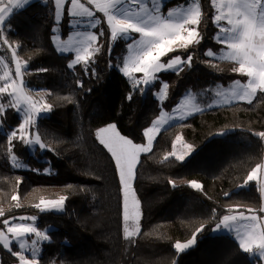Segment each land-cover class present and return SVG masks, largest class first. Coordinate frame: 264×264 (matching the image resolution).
Instances as JSON below:
<instances>
[{
    "label": "trees",
    "instance_id": "1",
    "mask_svg": "<svg viewBox=\"0 0 264 264\" xmlns=\"http://www.w3.org/2000/svg\"><path fill=\"white\" fill-rule=\"evenodd\" d=\"M188 2L172 0L167 7ZM201 5L204 17L199 31L204 39L189 49L194 53L191 67L168 77L169 93L162 106L168 112L188 91L198 94L240 78L231 71L234 65L230 62L211 61L216 67L204 63L209 60L204 52L212 49L218 53L222 45L213 39L217 28L210 0H201ZM53 26L52 0L31 3L16 12L7 25L9 42L13 47L19 45L17 53L28 62L27 86L46 89L53 105L52 115L40 118L37 124L43 143L50 149L44 155L47 161L31 157L19 140L12 142L13 150L32 169L42 172L49 167L51 174L29 178L13 169L7 155V135L0 132V206L7 208L0 217V229L4 219L21 215H37L40 229L53 227L40 264H255V258L243 253L232 235H212V231L220 217L229 214V208L258 210L262 206L256 182L242 185L248 173L264 161V140L254 135L264 131V94L258 93L252 104L239 102L204 111L159 134L152 151L142 155L137 166L134 189L141 201V233L130 242L122 234L123 196L115 164L95 132L115 124L122 135L145 143L143 131L161 109L154 96L156 88L133 90L110 66L107 35L89 73L85 74L82 65L72 72L67 68L72 55L56 52L51 42ZM61 26L66 37L70 29L66 14ZM102 26L107 31L106 24ZM113 47L120 58L125 54L124 41ZM0 51L6 58L11 52L3 45ZM187 54L177 51L169 57L186 58ZM91 69H95L94 76ZM78 80L83 81V88L77 86ZM130 93L131 100L127 99ZM4 120L14 127L21 123L19 115L9 109ZM177 135L192 145L194 152L185 161L172 157L165 161ZM189 181L200 183L202 191L191 188ZM61 195L67 197L62 214L42 213L33 206L41 198L58 199ZM13 196L19 198V208ZM201 225L204 228L196 234V246L176 253L174 243L186 242ZM0 257L3 264L17 261L2 247Z\"/></svg>",
    "mask_w": 264,
    "mask_h": 264
},
{
    "label": "snow or ice",
    "instance_id": "2",
    "mask_svg": "<svg viewBox=\"0 0 264 264\" xmlns=\"http://www.w3.org/2000/svg\"><path fill=\"white\" fill-rule=\"evenodd\" d=\"M47 2L48 0H45V3ZM52 2L54 26L51 29L53 33L51 42L58 53H74V58L67 64V68L74 69L82 65L85 74H88L89 65L95 63L96 55L103 48L101 42L107 35L109 54L117 41L125 42L126 54L122 55L117 67L128 78L132 89L140 92L153 86L160 79L158 74L161 72L171 71L179 74L185 67L190 68L194 53L189 49L200 45L204 39L199 31L204 17L201 0H191L187 6L178 5L169 9L166 14L162 11L163 0H52ZM29 3L30 0H0V45L11 50L12 62L15 64L13 76L9 66L0 58V65L4 68L0 74V118L8 108L22 113L19 128L7 135L9 144L7 155L12 166L16 168L26 165L19 162L13 153L12 141L18 139L29 147L38 145L40 149L47 148L48 146L41 142V136L36 132H30V129L35 128L36 120L41 114L50 112L53 107L46 102L44 96L38 99L33 97L34 90L30 89L24 80V76L29 74L28 62L18 57L19 45L13 47L6 35L11 18ZM210 3L214 9L212 22L217 28L213 39L222 47L218 53L212 49L206 50L204 56L210 59L204 63L209 67H216L211 63V58L227 61L234 65L231 68L233 73L247 77L246 83L236 80L233 82L234 86L228 89H216L215 95L220 99L214 103L220 105L244 101L252 104L258 93L264 94V0H210ZM97 13H102L103 16H97ZM65 14L69 17L70 29H76L77 25L83 24L88 30L73 31L66 40H62L57 26ZM103 24H106L107 31ZM97 29L98 31H93ZM177 51L188 53L187 57L183 55L169 57V54ZM164 57L169 58L165 61ZM91 74L93 76L96 74L95 69H91ZM76 83L79 88H83L82 80ZM168 88L167 83L161 86L157 93L160 100L167 97ZM127 99H132L131 93ZM195 101L196 97L190 93L173 108L172 113L164 111L161 107L159 116L143 131L146 143L133 142L122 135L115 124H108L95 132L99 144L107 150L114 161L119 177L123 196L122 234L127 241L134 242L141 233V201L133 187L140 156L152 151L153 143L165 125L174 126L173 122L186 120L203 111L204 109ZM208 107H212V104ZM254 135L264 140V131L256 132ZM178 143L186 149L182 154H177ZM192 148V145L183 143L181 135H177L172 144V151L164 156V160L175 157L177 161H183ZM261 169H264V164H257L248 173L242 187L249 182H256L261 199L264 200V178L259 175ZM169 183L173 187L176 186L172 181ZM188 184L191 188L202 191L200 183L189 181ZM229 195L225 193V196ZM12 199L15 201L18 197L13 196ZM66 199L67 197L63 195L58 199L41 198L40 202L33 206L42 213L63 210ZM20 206L19 203L15 205L16 208ZM228 213L220 217L214 231L227 230L234 233L239 249L255 258V264H264V215L258 214L264 213V206L258 210L247 208L235 211L229 208ZM4 216L5 212L0 208V217ZM36 220V216H19L3 220L0 247L16 258L18 264H40L38 258L40 244L50 241L48 230H40L34 223ZM203 228L201 225L186 242L176 241L173 245L176 253H183L192 247L196 242V234L203 231ZM31 236L35 238L29 241L27 238ZM14 244L18 250H13ZM26 253H30V257Z\"/></svg>",
    "mask_w": 264,
    "mask_h": 264
},
{
    "label": "rangeland",
    "instance_id": "3",
    "mask_svg": "<svg viewBox=\"0 0 264 264\" xmlns=\"http://www.w3.org/2000/svg\"><path fill=\"white\" fill-rule=\"evenodd\" d=\"M170 1H172V0H163L162 11H163L165 14H166V12H167L169 9H171V8H173V7H176V6L167 7V3L170 2ZM190 2H191V0H189V2H188L187 4H184V6H187ZM201 8H202V5H201ZM97 16L102 17L103 14H99V13H97ZM61 23H62V21H61ZM61 23H60V25H58L57 27H59V29H60V34H61V39H62V40H66V39L68 38V35H70L71 32H73V31H77V30H78V31H87V30H88L87 27H86L85 25H83V24H81V25H77V28H76V29H69V33L66 35V37H64V36H63V31H62ZM93 31H97V30H93ZM121 41H122V40H121ZM115 44H116V43H115ZM115 44H114V45H115ZM0 47H1V45H0ZM225 50H226V49H225ZM10 51H11V50H10ZM10 54H11V52L7 54V57H8V58H6V56L2 55V53H1V51H0V58H3L4 63L7 64V65L9 66V69L12 71V74H13V76H14L15 64L12 62V56H11V61H10ZM60 54H61V53H60ZM70 54L72 55V59H73V58H74V53H67V54H63V55H70ZM125 54H126V50H125ZM17 55H18V57H19L22 61H24V60L19 56L18 53H17ZM208 59H210V58H208ZM120 61H121V58H120V56L117 54V50L113 47V48H112V52H111L110 66H111L112 68L116 69L117 71H119V67H117V65L120 64ZM211 61H213V62H219L220 60H218V59H216V58H211ZM78 66H80V65H78ZM78 66H76V67H78ZM92 66H93V64L89 65V68H92ZM76 67H75L74 69H70V70L73 72V71L76 69ZM3 71H4L3 65H0V74H2ZM119 72H120V71H119ZM120 73L123 75L122 72H120ZM172 74H174V72H171V71H165V72H161V73H159L158 75H159L160 79H159V80H158L153 86L144 89V92H146L149 88H156L155 91H154V96H155L156 100L159 102L160 107L163 106V104H164V102H165V100H166L167 97H166L164 100H160L159 97H158V95H157V93L159 92L161 86H162L164 83H167L168 86H169V80H168V77H169L170 75H172ZM136 75H137V76H142V74H136ZM123 76H124V75H123ZM238 76H239L240 78L237 79V80H240L241 83H246V82H247V77H245V76H241V75H239V74H238ZM124 77H125V76H124ZM125 78L128 80L127 77H125ZM24 80H25V76H24ZM128 81H129V80H128ZM235 81H236V80H235ZM129 83H130V81H129ZM130 85H131V83H130ZM232 86H234L233 82L230 83V84L227 85V86L219 84V85H216V86H213V87H209L208 89H206V90H204V91H202L201 93H198V94H197V93H194V92H192V91H188L187 93L184 94V96L181 98V100L179 101V103L183 100L184 97H186L187 95H189V94L191 93L192 95H194V96L196 97V101H195V102L198 103V104L200 105V107L204 109L203 111L194 114V115H197V114H199V113H202V112L207 111V110H210V109H215V108L225 107V106L233 105V104H236V103H239V102H244V101H232V102L229 103V104H220V105H217L216 103H214L216 100L220 99V98L216 97V95H215V90H216V89H228V88H230V87H232ZM29 88L34 90L33 93H32V95H33L34 98H37V99H38L40 96H44L46 102L49 103V102H48V91H47L46 89H43V88H31V87H29ZM168 93H169V88H168ZM167 96H168V94H167ZM5 100H7V97H5ZM179 103H178V104H179ZM245 103H246V102H245ZM178 104H177V105H178ZM209 104H212V107H208ZM177 105H176V106H177ZM176 106H175V107H176ZM8 109H9L11 112L17 113L15 109H12V108H8ZM8 109L5 110L4 114L6 113V111H7ZM163 110L166 111L164 108H163ZM160 111H161V109H160ZM166 112H168V111H166ZM52 113H53V109H52L50 112H47V113H43V114H41V115L37 118V120H36V126H35V128H34V129H30V132H36V133H38V134L40 135V133H39L38 130H37V124H38V122H39V119H40V118H49V117L52 115ZM169 113H172V111H170ZM17 114L19 115V117H20V119H21V123H22V113H17ZM194 115H192V116H194ZM192 116L188 117L187 119L191 118ZM187 119H186V120H187ZM183 121H185V120H183ZM183 121H175V122H173V123H174V124H177V123H180V122H183ZM168 127H170V126H169V125H165V127H164L163 129H161L160 133L163 132V131H164L165 129H167ZM18 128H19V126H18V127H14V126H12V125L6 123L5 120H4V115H3L2 118H0V132H1V133L8 135L11 131H15V130H17ZM117 130H118V129H117ZM118 131H119V130H118ZM160 133H159V134H160ZM159 134L157 135V137L159 136ZM157 137H156V139H157ZM30 138H31V137H30ZM130 139H131V138H130ZM14 140H18V139H14ZM14 140H13V141H14ZM13 141H12V142H13ZM155 141H156V140H155ZM155 141H154V143H155ZM41 142L43 143L42 139H41ZM133 142H134V141H133ZM145 143H146V141H145ZM154 143H153V146H154ZM183 143H185V142L183 141ZM26 148H27L28 153H29V155H30L31 157H34V158H36V159L39 160V161H47L46 158L44 157V155H45V153H47L48 151H50V149H49L48 147L45 148V149H40L38 145H32L31 147L26 146ZM152 148H153V147H152ZM176 150H177V154H182L184 151H186V149H183L182 144H180V143H178V144L176 145ZM12 151H13V153L16 155L18 161L21 162L22 164L26 165V167L16 168V167L12 166V163H11V160H10V165H11V167H12L13 169L25 173L26 176L29 177V178H35V177H37V176H39V175H44V176H46V175H50V174H51V170H50L49 167H48L46 170L42 171V172H41V171H35L36 169H32V168H31V167H30V166L24 161L23 158L19 157V156L14 152V150H13V146H12ZM193 152H194V149L192 148V150L189 152V154L185 157V159H184L183 161L187 160V159L193 154ZM142 155H144V154H141V156H142ZM141 156H140V158H141ZM169 158H171V157H169ZM172 158H175V157H172ZM134 182H135V180L133 181V187H134ZM45 200H48V199H45ZM17 202L20 203L19 198H18ZM0 208H2V209L4 210V212L7 211V208H6L5 206H0ZM46 212H55V213H58V214H62V213L64 212V207H63V210H52V211H46ZM21 216H36V217H37V215H21ZM18 217H19V216H18ZM16 222H19V221H16ZM28 222H30V221H28ZM34 223H35V225L38 227V217H37V220H36ZM38 228H39V227H38ZM39 229H40V228H39ZM46 229L48 230V234L50 235V232L53 230V227H48V228H46ZM214 229H215V228H214ZM214 229H213V231H212V235L228 234V235H232L233 237H235V234H234V233L229 232V231H227V230H218V231H214ZM40 230H45V229H40ZM34 238H35L34 236H31V237H28L27 239H29V241H30L31 239H34ZM235 239H236V238H235ZM50 241H51V236H50ZM50 241H49V242H50ZM49 242H41V244H40V253H39V257H38L39 259H40L41 256H42L44 246H45L47 243H49ZM196 244H197V239H196V242L194 243V245H193L192 247H190L189 249L185 250V251H188V250L194 248V247L196 246ZM13 246H16V247H17L16 244H14ZM17 250H18V247H17ZM26 255H28V256L30 257V253H26ZM0 262H1V257H0ZM15 264H18V261H16Z\"/></svg>",
    "mask_w": 264,
    "mask_h": 264
},
{
    "label": "crops",
    "instance_id": "4",
    "mask_svg": "<svg viewBox=\"0 0 264 264\" xmlns=\"http://www.w3.org/2000/svg\"><path fill=\"white\" fill-rule=\"evenodd\" d=\"M35 1H41V2H45V0H30V3H29V5L31 4V3H33V2H35ZM28 6V5H27ZM26 6V7H27ZM25 7V8H26ZM99 14H102V13H99ZM63 18H64V16L62 17V20H63ZM262 164H264V161H263V163ZM259 175L262 177V178H264V169H261V172L259 173ZM262 206H264V200H262ZM260 215H264V213H260ZM235 238V237H234Z\"/></svg>",
    "mask_w": 264,
    "mask_h": 264
}]
</instances>
